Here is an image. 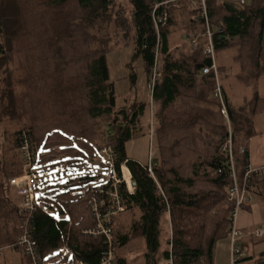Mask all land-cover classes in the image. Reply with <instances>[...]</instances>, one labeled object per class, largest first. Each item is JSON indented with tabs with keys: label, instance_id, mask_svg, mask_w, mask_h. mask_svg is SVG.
I'll return each instance as SVG.
<instances>
[{
	"label": "trees",
	"instance_id": "obj_1",
	"mask_svg": "<svg viewBox=\"0 0 264 264\" xmlns=\"http://www.w3.org/2000/svg\"><path fill=\"white\" fill-rule=\"evenodd\" d=\"M203 1L229 126L232 169L241 185L248 165L246 145L255 134L252 119L264 112V99L234 107L223 83L229 78L250 88L264 76V0H243L242 5L238 0ZM152 12L155 19L165 16L156 31ZM205 46L197 0H0V246L15 244L29 229L37 264L62 254V264H98L106 250L101 235L83 234L94 226L91 198L101 214L107 206L96 193L100 182L92 174L51 185L50 195L38 196L39 207L32 214L19 213L16 190L8 182L22 175L19 147L25 135L36 173L59 163L73 168L93 161L102 147L115 152L117 174L118 163L126 161L134 190L128 195L118 188L124 209L109 218L113 264H125L115 250L135 239L145 243L147 264H215L216 246L228 238L232 179L224 149L227 126L213 97V75H201L210 66L202 54ZM115 48H131L132 62H140L146 84L155 65L147 105L133 101L115 107L106 65ZM134 80L131 74V89ZM145 110L156 148L152 174L161 193L145 165L124 153ZM247 183L252 187L250 203L260 201L257 174ZM51 212L58 215L57 222ZM120 217H126V227ZM160 219L163 233L168 225L171 229V238L161 243ZM250 242L260 243L241 240L242 252ZM248 259L264 264V252Z\"/></svg>",
	"mask_w": 264,
	"mask_h": 264
},
{
	"label": "built area",
	"instance_id": "obj_2",
	"mask_svg": "<svg viewBox=\"0 0 264 264\" xmlns=\"http://www.w3.org/2000/svg\"><path fill=\"white\" fill-rule=\"evenodd\" d=\"M200 8V18L204 22V30H205V39H206V46L203 50V55L209 59L210 66L209 68L203 69L201 71V75L205 76L208 73H211L213 75V79L215 82V92H214V98H216L221 106L220 113L224 117L226 125H227V141L225 144V150L228 155L230 169H231V179H232V187L228 191L227 200L232 204V210L230 212L229 216V229H228V260L230 264H233L236 260V258H241L244 256L243 252L240 248V240L244 237L243 234L235 227L237 214L239 212L240 207H242L245 203H250L251 196L250 191L252 190V187L247 183V179L250 175H256L257 170L250 168L249 165H246L244 167V176L243 181L241 185H239L236 182L233 169H232V162H231V156H230V134L228 129V123L226 118V113L223 108L222 99L220 90L217 84L216 80V64L214 61V53L213 48L211 44V34L208 31L207 21H206V13H205V5L203 0H197ZM239 4L242 5L243 0H238ZM159 6H154L153 12L158 8ZM152 12V23L154 26V29L158 28V26H162L165 21V16H162L161 19H155L153 17ZM190 46H193V42L189 43ZM156 72H155V65L151 70V75L149 79V83L147 84V91L149 94H152V89L154 86V82L156 80ZM109 148V147H108ZM101 149L97 152L95 155V159L103 164L104 174L102 177L101 182L96 187V193L102 197L103 204H106V209L101 214L98 208V203L95 200V198H91V207L90 212L91 215L94 218V226L92 229L87 230L83 232L84 235H88L91 237H96L98 235H101L104 239V244L106 246V250L101 254V259L98 264H113L112 260V250H111V241H110V232H109V218L113 215H117L123 212V205L120 198V195L118 193V188L122 187L123 192L130 195L133 193L134 190V183L130 178L128 170L125 168V162L118 163L117 169L119 167H122V169L127 172L128 177L124 178V175L122 178H119V171L118 174L115 169V163H116V155L110 148L108 149ZM19 152L22 157L23 165H22V175L17 178H13L9 180V185L13 187L16 190V195L19 201V213L23 214H32L38 207H39V201H38V194L36 192V182L39 178H41L44 173H36L33 170V164H32V155L29 150V145L27 138L25 135H22ZM145 172L148 174V176L154 181L153 174H152V164L151 159L148 157L147 163L143 167ZM48 172V171H47ZM116 177V178H115ZM156 189L160 192V189L158 185L155 183ZM110 188V189H108ZM161 193V192H160ZM44 208V207H43ZM45 209V208H44ZM53 222L58 221V215L57 214H51L49 216ZM30 232L31 230H26L25 232L20 235L15 244L7 246L9 249H19L21 251V255L23 258H25L28 263L27 264H37V257L34 253L35 248V242L30 239ZM254 237H259L260 232L258 230L251 233ZM64 253L72 257V252L66 248L63 247ZM75 264H84L80 261H76Z\"/></svg>",
	"mask_w": 264,
	"mask_h": 264
},
{
	"label": "rangeland",
	"instance_id": "obj_3",
	"mask_svg": "<svg viewBox=\"0 0 264 264\" xmlns=\"http://www.w3.org/2000/svg\"><path fill=\"white\" fill-rule=\"evenodd\" d=\"M193 46L191 47L193 48ZM132 57L131 48H115L106 57L109 80L114 85L115 107L117 109L125 107V105H128L129 102L133 104V101H137L139 104L142 103L147 105L150 99L148 95L149 92L147 91V84L145 83V77L141 72L140 62L138 60H134L132 62ZM131 74H134L135 76L134 89L130 88ZM223 85L233 105L241 106L245 101H251L253 98L262 100L264 99V76L257 81L254 87L250 88H243L240 85L235 84L229 78L223 83ZM255 118L257 119V122L252 127V130L254 133L261 132L264 137V112L259 111L256 115H254L252 121H254ZM149 125H151L150 117L145 110L136 127L137 135L126 141L124 144L125 156L140 165H145L147 163L148 157L152 159L156 156V148L153 140L150 137ZM14 126L12 125L11 127ZM106 148L108 147H102L101 149ZM110 150L111 152L113 151L111 148ZM119 169V178H122L123 175L124 178H127V172H125L122 167H119ZM82 174H92L96 177L97 182H101L104 174L103 164L99 163L96 159L93 161H81L80 165L73 168H68L64 164L59 163L58 165L49 169L48 172H45V174L37 180L36 190L38 194H40V192L43 190L50 188L51 185H57L60 187L66 180V176H80ZM240 211L241 210H239V212ZM241 213L244 212L242 211ZM125 218L120 217L118 220L126 227L129 222L125 220ZM159 225V242L161 243L162 238H171V229L170 225H168L167 232L163 233L165 231V226L162 219H160ZM248 245L249 246L247 248L245 247L243 249L246 260L237 263L235 262L234 264H252V261L248 259L253 255L252 249L257 250V252L264 250V243H258L251 246L248 243ZM115 252L125 264H147L146 254L148 253L145 243L142 239H135L126 245L118 246ZM227 255L228 238L217 244L215 252V264H230ZM61 257H63V254L54 258L53 260H50L48 264H62L65 262V260L63 262L59 261ZM9 261H12V263H9ZM0 264H25V261L21 258L18 249H9L7 247L0 246ZM158 264H160V262Z\"/></svg>",
	"mask_w": 264,
	"mask_h": 264
},
{
	"label": "crops",
	"instance_id": "obj_4",
	"mask_svg": "<svg viewBox=\"0 0 264 264\" xmlns=\"http://www.w3.org/2000/svg\"><path fill=\"white\" fill-rule=\"evenodd\" d=\"M238 106L239 105H234V107H238ZM256 122H257V119L255 118L253 121L252 127L255 125ZM246 153H247V164L250 166V168L257 170V177L262 184V197L260 201L252 200V202L249 205L241 208V211L239 212V216L237 214L235 227L243 234L244 240L245 239H249V240L259 239L260 244H263L264 243V137L261 132H257L251 137H249L247 145H246ZM70 176L71 175H69L68 177L66 176V179H68ZM50 190H51L50 188L45 189L42 192H40V194H38L37 190L36 192L38 196H41V195L44 196L43 194L45 192H47L48 195H50L49 194ZM13 191L15 190L10 187V189L8 190L9 192L8 194L10 195V197L14 196ZM242 211L244 213H241ZM51 214H55V213L51 212L49 216ZM256 230L260 232V236L258 238H255L254 236L251 237V233H253ZM249 244L250 246L253 245L252 242H250ZM7 246H4V247H7ZM228 246H229V242H228ZM248 246L249 245H246L245 247L247 248ZM263 252L264 250L257 252V250L252 249L253 255L251 256V258L252 257L255 258L257 257V255ZM227 258H228V255H227ZM9 263H12V261H9Z\"/></svg>",
	"mask_w": 264,
	"mask_h": 264
}]
</instances>
